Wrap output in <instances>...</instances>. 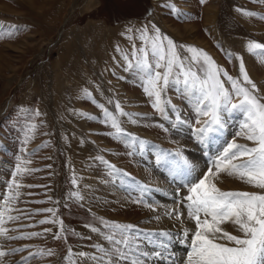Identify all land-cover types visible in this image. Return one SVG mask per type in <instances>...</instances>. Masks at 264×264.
I'll return each mask as SVG.
<instances>
[{
	"label": "rangeland",
	"instance_id": "1",
	"mask_svg": "<svg viewBox=\"0 0 264 264\" xmlns=\"http://www.w3.org/2000/svg\"><path fill=\"white\" fill-rule=\"evenodd\" d=\"M261 17L264 3L259 0L203 4L200 0H0V30L15 32L0 38V198H7L13 177L21 185L7 213L17 219H5L8 233L0 235V251L6 253L0 264H69V248L76 264H95L75 253L94 254L92 245L107 246L88 227L104 230L100 217L175 237L177 248L160 235L153 238L158 244L146 242L150 252L160 250L163 242L169 244L164 256L171 253L170 260L149 258L147 264L186 262L190 248L177 234L194 224L190 220L188 225L179 224L174 234L161 225H167L162 223L165 218L178 222L174 215H165L166 210L184 211L179 201L187 195L189 183L213 168V161L233 139L249 146L251 142L236 136L243 119L239 113H223L225 127L201 136L197 130L202 123L196 121L208 118L198 116L194 100L172 86L165 93L170 103L163 113L155 110L135 70H126L117 46L131 53L127 37H138V29L155 25L177 45L206 51L234 78L240 77L237 57H242L258 94L264 96V58L247 50L249 42L264 44ZM136 45L140 46L138 39ZM84 89L96 103L85 98ZM116 102L129 117L120 116ZM97 104L116 115L123 135L110 120L105 121ZM140 140L146 143L141 145ZM176 152L187 158L191 168L178 163L175 155H167ZM18 165L28 171L16 175ZM215 182L224 191H261L226 172ZM77 192L83 199L73 195ZM119 192L133 203L126 204L116 195ZM158 197L173 206L158 202ZM49 208L56 209L55 218L63 221V235L59 224L41 223L54 219L44 211ZM223 227L238 234L231 223ZM29 234L38 235L8 238ZM49 250L52 255H37Z\"/></svg>",
	"mask_w": 264,
	"mask_h": 264
},
{
	"label": "snow or ice",
	"instance_id": "2",
	"mask_svg": "<svg viewBox=\"0 0 264 264\" xmlns=\"http://www.w3.org/2000/svg\"><path fill=\"white\" fill-rule=\"evenodd\" d=\"M200 2L203 4L206 0H200ZM259 2L264 3V0ZM168 7H171L174 12L178 11L174 5H168ZM237 10L247 16L256 15L243 9ZM261 18L264 19V17ZM137 31L138 37L134 35L127 37L132 43L131 53L121 50L119 46L117 51H121L126 62V70H135V74L141 81V87L151 98L152 107L155 110L163 113L164 106L170 103L165 93L172 86L182 90L183 94L194 100L198 116L208 118L196 121L197 124L202 123V127L197 130L201 136L225 127L223 113H239L243 119L236 136L251 142L249 146L239 144L233 139L223 154L213 161V168L207 169L202 177H197L189 183L187 195L179 201L184 211L177 208L166 210L165 215L170 218L174 215L181 224L186 219L194 224V228H183L182 232L177 234L180 242L190 248L186 262L182 260L181 264H264V96L258 94L259 89L248 75L242 57H237L240 60V77L234 78L217 65L206 51L194 46L177 45L172 38L162 34L155 25H152L151 29L144 26ZM128 32L134 33V29L129 28ZM13 35H15L14 31L0 30V38ZM136 39L140 42L139 47L136 45ZM247 50L251 54L264 58V44L249 42ZM231 55L228 53L229 57ZM83 95L96 103L92 93L87 89L83 90ZM108 102L112 103L111 100ZM97 107L102 109L105 121L110 120L112 126L123 135V128L116 115L104 104H97ZM114 107L120 116L129 117L119 102H116ZM39 114L38 111L35 113L37 116ZM88 118L97 119L95 116H88ZM34 128L33 125L30 131ZM129 136L134 140L139 139L131 137V134ZM139 142L141 145L146 143L143 140ZM167 155H175L179 158L178 163L191 168L189 161L181 152ZM98 159L108 163L103 160V157ZM26 171L28 169L19 165L16 167V175ZM221 172H226L261 191H224L215 182ZM72 183L76 184L75 178ZM20 187L17 179L13 177L7 198H0L3 199V204L0 205L2 209L0 210V235L8 233V229L3 227L5 219L9 221L17 219L7 213L10 210L9 205L18 198ZM73 195L83 199L78 192ZM135 202L143 203V201ZM146 206L153 208L151 204ZM44 211L52 213L54 219L44 220L41 223L59 224V233L63 235L64 224L62 220L55 218L56 209L49 208ZM98 221L104 230L91 225L88 227L92 232L102 236L107 246L94 244L92 245L96 250L94 254L81 251L75 253L77 257L92 260L95 264H147L149 258L171 259V253L164 256V253L168 252L169 244L161 242L158 245L160 250L153 252L144 247L146 242L153 243V238L157 235L164 236L169 241L175 239L170 232L146 233L132 224L108 221L102 217L98 218ZM226 223H231L238 234L226 230L223 227ZM33 235L38 234L8 238L23 239ZM55 238L59 239L60 236L56 235ZM44 254L52 255V252L49 250L47 253H37V255ZM5 255L4 251H0V257ZM72 256V249L69 248L67 257L69 264H76Z\"/></svg>",
	"mask_w": 264,
	"mask_h": 264
},
{
	"label": "bare ground",
	"instance_id": "3",
	"mask_svg": "<svg viewBox=\"0 0 264 264\" xmlns=\"http://www.w3.org/2000/svg\"><path fill=\"white\" fill-rule=\"evenodd\" d=\"M252 188H253V189H257V188H254V187H252ZM258 190H259V189H258ZM117 192H118V191H117ZM156 192H157V191H156ZM119 193H120V195H119V194H116V195H118V196L120 197V199H123V200H124V199H125V195L121 194V192H119ZM167 198H169V196H168ZM156 199L158 200V202L161 201V202L165 203L166 205H167V204H170V206H173L172 203H171L172 201H171V202H168V199H166V198H165V200H164L162 197H158V198H156ZM158 202H156V203H158ZM125 203H126V204H131V203H133V201L130 200V199H125ZM163 219H164V218H163ZM165 221H167V222H166L167 225H164V224H161V223H160V224H161L162 226H164L165 229H168V230L171 231L172 233L176 234L177 231H178L177 228H179V224H181V222H179V220H178V222H176V223H175V222L173 223V221H172V223H170V221H168L167 218H165V220H164L162 223H165ZM184 223H186V225H188V224H189V220L186 219V220L184 221ZM184 223H183V224H184ZM176 224H178V225H176ZM170 225H171L172 227H169ZM181 226H182V225H181ZM173 229H174V230H173ZM175 229H176V230H175ZM180 229H181V227H180ZM175 236H176V235H175ZM156 241H157V240H156ZM153 242H154V241H153ZM173 242H174V245H173V244H172V245H173V246H176V248H177V245L175 244L176 242H175L174 239L172 240V243H173ZM154 243H155V242H154ZM155 244H158V243H155ZM178 249H179V247H178ZM175 250H177V249H175Z\"/></svg>",
	"mask_w": 264,
	"mask_h": 264
}]
</instances>
